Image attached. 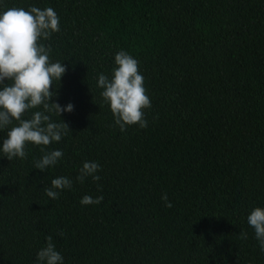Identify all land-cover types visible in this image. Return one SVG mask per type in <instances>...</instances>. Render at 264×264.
I'll return each instance as SVG.
<instances>
[{
    "label": "trees",
    "instance_id": "trees-1",
    "mask_svg": "<svg viewBox=\"0 0 264 264\" xmlns=\"http://www.w3.org/2000/svg\"><path fill=\"white\" fill-rule=\"evenodd\" d=\"M29 5L60 18L41 42L67 66L52 99L74 108L59 142L0 153V264H32L49 235L64 264H264L246 221L264 205V0H0ZM120 49L144 76V128L121 131L96 86ZM41 147L63 151L45 171ZM84 160L98 181L75 179ZM58 175L73 184L53 200Z\"/></svg>",
    "mask_w": 264,
    "mask_h": 264
},
{
    "label": "clouds",
    "instance_id": "clouds-1",
    "mask_svg": "<svg viewBox=\"0 0 264 264\" xmlns=\"http://www.w3.org/2000/svg\"><path fill=\"white\" fill-rule=\"evenodd\" d=\"M59 21L51 6L0 7V130L7 129L6 136L0 139V153L8 160L13 157L24 159L28 143L47 146L59 142L70 130L61 113L71 112L74 104L68 101L61 105L52 99L57 95L55 82L60 81L67 66L62 60L53 61L50 46L41 42L59 31ZM95 82L102 89L100 95L121 131L132 124L140 128L147 126L143 109L150 107L151 102L136 57L124 49L118 50L114 53L110 74L97 73ZM30 109L36 110L31 111L29 118H23ZM52 114L61 119L53 120ZM40 152L33 168L41 171L55 166L63 156L60 148L41 147ZM100 168L97 161L84 160L75 179L83 182L90 177L92 181H98ZM72 184L70 177L58 175L51 179L44 192L54 200L61 190L71 189ZM102 199V194L93 197L85 193L79 202L82 205L99 204ZM161 199L166 206H171L167 193H163ZM246 221L253 229L260 252L264 253V205L253 206ZM240 235L247 239V232L241 231ZM32 264H64V257L52 236L45 237V244L37 249Z\"/></svg>",
    "mask_w": 264,
    "mask_h": 264
}]
</instances>
